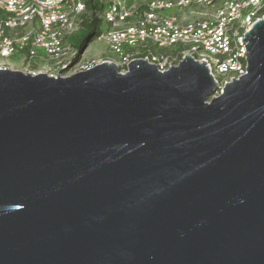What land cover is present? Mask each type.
<instances>
[{
	"label": "water",
	"instance_id": "95a60500",
	"mask_svg": "<svg viewBox=\"0 0 264 264\" xmlns=\"http://www.w3.org/2000/svg\"><path fill=\"white\" fill-rule=\"evenodd\" d=\"M243 42L217 97L190 55L0 68V264H264V17Z\"/></svg>",
	"mask_w": 264,
	"mask_h": 264
},
{
	"label": "built area",
	"instance_id": "2783aa9c",
	"mask_svg": "<svg viewBox=\"0 0 264 264\" xmlns=\"http://www.w3.org/2000/svg\"><path fill=\"white\" fill-rule=\"evenodd\" d=\"M173 8L181 15L163 14ZM263 17L264 0H0V57L18 53L23 72L57 78L103 62L124 73L135 59L166 71L190 55L205 62L217 97L247 73L243 38ZM94 18L100 28L106 23L97 38L112 53L105 58H87V48L81 52L71 40ZM0 68L8 67L4 62Z\"/></svg>",
	"mask_w": 264,
	"mask_h": 264
},
{
	"label": "rangeland",
	"instance_id": "374dc122",
	"mask_svg": "<svg viewBox=\"0 0 264 264\" xmlns=\"http://www.w3.org/2000/svg\"><path fill=\"white\" fill-rule=\"evenodd\" d=\"M212 11V9H209L208 12ZM163 14L166 15H181V11L178 10V8H173V9H165L163 11ZM196 18V16L194 15H190V19ZM107 30L106 28V23H104V25L101 28L102 32H105ZM85 33L84 32H80L79 33V37H80V41L84 38ZM72 41H76L75 37H71ZM77 45H79V43H77ZM112 55V53L108 50V45L106 43V40L104 38H99V39H95L94 41H92L89 46L86 49V57L87 58H105L107 56ZM6 63L8 68L11 69H19L21 70V68L24 66L25 61H23L22 59H20V55L18 53L13 54L11 57L8 58H2L0 57V64L1 63ZM36 66V64H35Z\"/></svg>",
	"mask_w": 264,
	"mask_h": 264
},
{
	"label": "trees",
	"instance_id": "16d2710c",
	"mask_svg": "<svg viewBox=\"0 0 264 264\" xmlns=\"http://www.w3.org/2000/svg\"><path fill=\"white\" fill-rule=\"evenodd\" d=\"M82 32L85 33L84 38L80 41L78 33L74 36L76 41H73L74 46L78 47L80 50L83 49L85 43H87V46H89L92 41L100 36L102 31L99 25V20L97 18H94L91 23L86 24V29ZM77 43H79V45H77Z\"/></svg>",
	"mask_w": 264,
	"mask_h": 264
}]
</instances>
